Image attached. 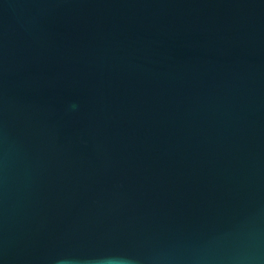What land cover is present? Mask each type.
<instances>
[{"label": "water", "instance_id": "1", "mask_svg": "<svg viewBox=\"0 0 264 264\" xmlns=\"http://www.w3.org/2000/svg\"><path fill=\"white\" fill-rule=\"evenodd\" d=\"M0 264H264V0H0Z\"/></svg>", "mask_w": 264, "mask_h": 264}]
</instances>
